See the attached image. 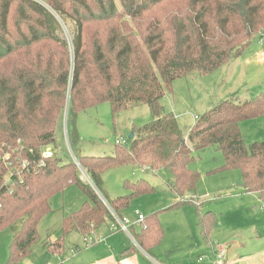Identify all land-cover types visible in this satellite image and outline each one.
<instances>
[{
    "label": "trees",
    "instance_id": "obj_1",
    "mask_svg": "<svg viewBox=\"0 0 264 264\" xmlns=\"http://www.w3.org/2000/svg\"><path fill=\"white\" fill-rule=\"evenodd\" d=\"M58 16L75 24L71 46L57 33ZM262 29L264 0H0V232L12 234L8 264L31 254L53 197L72 183L87 199L63 217L60 236L44 242L52 254H64L71 233L87 237L155 191L146 178H127L125 194L105 197L103 174L112 168L166 171L177 196L197 195L194 153L214 146L224 155L216 169H239L245 191L264 201V142L246 144L241 131L242 121L264 116V90L223 100L186 129L161 103L177 79L236 60ZM102 102L114 114L147 104L153 120L112 154L78 156L87 182L74 161L63 160L60 136L66 120L78 145L79 114ZM199 225L209 236L214 212L200 214ZM134 228V241L147 252L165 236L159 212Z\"/></svg>",
    "mask_w": 264,
    "mask_h": 264
},
{
    "label": "rangeland",
    "instance_id": "obj_2",
    "mask_svg": "<svg viewBox=\"0 0 264 264\" xmlns=\"http://www.w3.org/2000/svg\"><path fill=\"white\" fill-rule=\"evenodd\" d=\"M58 18V34L72 45L75 24L67 18ZM264 90V42L254 39L251 46L236 60L217 70L202 74L194 72L177 79L171 91L162 98L166 112H172L183 129L192 127L208 110L226 99L244 101ZM66 117V116H65ZM153 120L147 104L132 106L114 114L110 102H102L81 112L77 119L78 145L72 146L69 128L64 122L60 136V153L65 162L74 161L81 170L82 178L91 182L86 170L78 161L80 155L112 154L117 139L130 143V134ZM246 144L264 142V116L247 119L241 123ZM191 167L201 174L197 195L177 196L168 185L166 171L157 173L132 169L129 166L112 168L104 172L102 190L105 197L114 198L126 193L125 179H148L155 191L135 198L122 211V218L135 222L136 211L147 216L159 212L165 236L150 251L160 264H264V201L254 192H246L239 169L218 171L224 164V155L214 146L195 152ZM216 169V170H215ZM169 175V174H168ZM96 189V188H95ZM101 198L108 204L101 192ZM87 199L82 186L72 183L64 192L52 199V211L40 221L39 238L29 256L14 264H54L57 254L44 247L47 240L57 239L59 225L64 216L79 210ZM179 201L188 203L173 207ZM214 212L216 226L206 236L199 216ZM115 217V216H114ZM113 224L116 229H113ZM141 226L135 225V230ZM88 237H94V249L107 240L124 244L125 248L136 245L134 238L120 228L119 222H108ZM10 231L0 232V264H8ZM64 261L81 257L88 247L85 237L71 233L65 240ZM109 245V243H108ZM83 251H75L77 248ZM122 249V248H121ZM121 249L119 251H121ZM118 252V251H117ZM145 256L143 264H156Z\"/></svg>",
    "mask_w": 264,
    "mask_h": 264
},
{
    "label": "crops",
    "instance_id": "obj_3",
    "mask_svg": "<svg viewBox=\"0 0 264 264\" xmlns=\"http://www.w3.org/2000/svg\"><path fill=\"white\" fill-rule=\"evenodd\" d=\"M263 42H264V37L262 43ZM99 230L100 229L95 230L94 234L96 235L97 232H99ZM98 242L100 241L97 240L96 243ZM95 244H93L92 246H94ZM92 246L88 247L87 248L88 250L82 253L83 255H81V257H77L75 260H73L72 258L68 262L63 260L62 254H57L58 257L55 259L54 264H58L60 262H65V264H143V262H145V256L149 260L153 261V263L160 264V262H158V260L154 258L153 254L145 251L138 244L135 245L136 246L135 250L127 254L126 253L121 254L122 251L126 249L124 247V244L122 243L116 244L111 241V238L107 240L106 244L104 243L94 249H90ZM83 249L85 248L81 249L77 246L78 252L81 253ZM120 249L121 251H119Z\"/></svg>",
    "mask_w": 264,
    "mask_h": 264
},
{
    "label": "built area",
    "instance_id": "obj_4",
    "mask_svg": "<svg viewBox=\"0 0 264 264\" xmlns=\"http://www.w3.org/2000/svg\"><path fill=\"white\" fill-rule=\"evenodd\" d=\"M258 36H259V41L262 43V40H263V37H264V29H262V30L259 31ZM116 143H123V144H126L127 142H126L124 139H117V140H116ZM136 214H137V219H136L135 222H132V221L129 220V219H123L122 217H120V216L114 214L115 219H116V220L119 222V224H120V228H121V230L127 232L128 234H130L131 237H133V236H132V234H131V232H130V226H132V225H136V224L139 225V226H141L142 223H143L144 220H145V216H144L141 212L136 211ZM113 229H116V225H114V224H113ZM85 243H86V246H87V247L92 246V245L94 244V237H90V236L88 237V236H87V237L85 238Z\"/></svg>",
    "mask_w": 264,
    "mask_h": 264
},
{
    "label": "water",
    "instance_id": "obj_5",
    "mask_svg": "<svg viewBox=\"0 0 264 264\" xmlns=\"http://www.w3.org/2000/svg\"><path fill=\"white\" fill-rule=\"evenodd\" d=\"M133 136H134V134H133V133H131V134H130V138H133Z\"/></svg>",
    "mask_w": 264,
    "mask_h": 264
}]
</instances>
